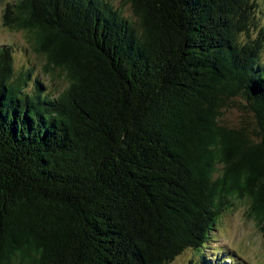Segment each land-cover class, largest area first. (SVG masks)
Wrapping results in <instances>:
<instances>
[{
  "label": "trees",
  "instance_id": "1",
  "mask_svg": "<svg viewBox=\"0 0 264 264\" xmlns=\"http://www.w3.org/2000/svg\"><path fill=\"white\" fill-rule=\"evenodd\" d=\"M123 4L132 20L108 0L3 9L64 85L26 91L31 70L0 45V264H170L186 250L232 264L202 251L238 203L264 236L256 4ZM236 98L248 127L220 121Z\"/></svg>",
  "mask_w": 264,
  "mask_h": 264
},
{
  "label": "rangeland",
  "instance_id": "2",
  "mask_svg": "<svg viewBox=\"0 0 264 264\" xmlns=\"http://www.w3.org/2000/svg\"><path fill=\"white\" fill-rule=\"evenodd\" d=\"M11 1L14 0H3L0 3V45H11L16 72L31 70L26 91L31 90L33 81L36 79L43 83L46 90L56 93L64 85L63 78L44 71L45 60L33 51L29 38L24 31L9 29L3 25V9ZM108 1L120 10L125 18L133 19L129 6L122 5V0ZM251 1L256 4V26L251 29L250 36L253 38L259 31L262 32V59L264 60V0ZM241 39L244 40L243 36ZM243 106L244 101L236 98L234 104H230L223 111L220 118L222 124L235 127L245 123V126L248 127L252 118ZM235 205L231 212H225L220 216L216 227L217 231L213 233L206 249L202 251L204 258L216 262L213 260L214 257L219 259L224 253L226 257L233 258L232 264H264V236L253 221L246 217V206L243 203ZM200 256L199 253L186 250L170 264H189V261L199 260ZM220 263L223 264L222 261Z\"/></svg>",
  "mask_w": 264,
  "mask_h": 264
}]
</instances>
